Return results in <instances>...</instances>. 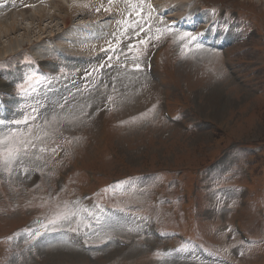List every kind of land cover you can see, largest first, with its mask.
<instances>
[{"label":"rangeland","instance_id":"1","mask_svg":"<svg viewBox=\"0 0 264 264\" xmlns=\"http://www.w3.org/2000/svg\"><path fill=\"white\" fill-rule=\"evenodd\" d=\"M70 1L0 0V137L16 132L20 148L7 168L0 162V264H215L176 257L187 249L177 230L198 236L219 264H264V0H194L239 15L234 35L216 52L166 33L150 97L154 39L118 43L119 29L137 33L149 19L146 1ZM84 21L100 34H82ZM163 94L178 121L162 117ZM106 186L107 197L94 193ZM236 215L255 238L249 251Z\"/></svg>","mask_w":264,"mask_h":264},{"label":"snow or ice","instance_id":"2","mask_svg":"<svg viewBox=\"0 0 264 264\" xmlns=\"http://www.w3.org/2000/svg\"><path fill=\"white\" fill-rule=\"evenodd\" d=\"M131 6L134 9L137 8L136 4H132ZM140 11H142V9ZM137 15H139V12H137ZM148 30L150 31L151 29L149 28ZM157 31L159 32L160 30L157 29ZM178 39L182 40V41L186 40V39L191 41V40H194L195 37H192L188 33H183V34L179 35ZM185 47L187 48L188 44H185ZM199 47L200 46L197 45V48H199ZM137 68H139L138 65H137ZM31 118L32 117H30V116H25L23 123L27 124ZM13 123L18 125L21 123V121L16 120V121H13ZM3 124H4V120L0 119V125H3ZM16 136H17L16 132H9V133H6L5 135H3L2 137H0V162L3 163L5 168H7L9 165H11L13 162H15L19 158L20 148L16 147V144H15ZM70 215H74V213H64L60 216V219L67 220V219H69ZM52 223H56V221H52Z\"/></svg>","mask_w":264,"mask_h":264},{"label":"bare ground","instance_id":"3","mask_svg":"<svg viewBox=\"0 0 264 264\" xmlns=\"http://www.w3.org/2000/svg\"><path fill=\"white\" fill-rule=\"evenodd\" d=\"M73 1H74V0H73ZM73 1H70V2H73ZM89 1H90V0H89ZM70 2H69V3H70ZM82 4H83V3H82ZM82 4H81V5H82ZM93 8H94V7H93ZM81 9L85 10L87 13H89V11H90L89 8H88V7H85V6H84V7H81ZM6 11H7V10H6ZM0 12H1V11H0ZM1 13H2V12H1ZM22 15H25V14H22ZM6 17H7V16H6ZM11 18L13 19V22H14V23H13V24L11 23L10 26H11V29H12V30H15V29L17 28V27H16V22H17V21H16V18H14V16H12ZM12 19H11V20H12ZM19 28H20V27H19ZM7 29H8V28H7ZM100 41H101V40H100ZM100 41H99V42H100ZM17 45H18V44H17ZM98 45H99V44H98ZM63 47H64V46H63ZM93 47H94V46H93ZM89 48H90V47L87 46V49H89ZM10 50H12V49H10ZM59 51H60V50H59ZM79 51H83V52H85V53H89L87 50H85V49H83V48H81Z\"/></svg>","mask_w":264,"mask_h":264}]
</instances>
